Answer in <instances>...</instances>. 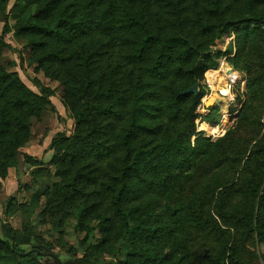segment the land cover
Masks as SVG:
<instances>
[{
  "label": "rangeland",
  "instance_id": "1",
  "mask_svg": "<svg viewBox=\"0 0 264 264\" xmlns=\"http://www.w3.org/2000/svg\"><path fill=\"white\" fill-rule=\"evenodd\" d=\"M38 1L10 0L5 13L0 15V40L5 45L0 65L17 77L25 90L41 98L45 95L48 100L41 113L30 114L27 119L30 130L21 133L19 144L14 148L18 153L17 165L0 177V248L4 254L13 252L15 256L13 261H0V264L115 263L125 258L131 248L127 244L130 238L127 232L121 237L109 238L108 242L102 235V227L108 219L104 205L106 186L114 178L108 170L111 161L107 156L102 163L103 156H96V161L101 162L99 176L91 174L92 164L88 163L79 165L70 177L60 174L64 166L60 165L59 154L68 152L69 145L65 141L54 147L53 140L58 135L72 138L79 128V120L66 103L70 81L67 65L72 63H63L57 56L43 62L41 59L56 52L62 59L66 58L74 53L81 37L90 39L92 36L89 51L100 52L93 59L92 68L94 73L97 68V75L104 77L106 85L112 78V66L115 67L124 52L126 33L95 28L92 21L96 20L97 9L101 7L98 0H60L52 18L46 21V35L27 36L22 31L25 27L22 10L30 7L37 14ZM118 4L120 7L116 8L121 13L135 10L140 17H150L156 24L159 12L163 17L160 27L164 34L173 33L169 26L175 24L176 15L189 17L190 22L185 21L183 32L206 51L204 65L223 72L228 67L238 77L228 96L217 95L207 104L203 97L200 100L191 143L194 148L204 146L207 155L202 158L200 152L194 153L187 169L176 170L179 180L173 189L174 209L169 212L172 215L173 210H178L173 225L179 227L180 236L172 243V247L178 245V250L173 252L168 246L164 253L174 255V261L182 259L186 252L198 258L202 246H209L210 259L201 261L202 264H264V27L251 20L264 16V0H178L176 7L168 8L160 0H121ZM77 16L91 21L84 30L87 35L76 26L71 28L69 23L61 26L63 18L70 17L74 23ZM200 18L202 21L198 22ZM228 20L237 25L227 26L212 49L213 35H206L205 25H222ZM55 27L59 28L60 36L47 37L55 32ZM249 29L255 35L248 34ZM38 35L48 42L45 47L37 48L31 42V37L36 41ZM117 77L123 81L121 89L126 91L132 78H125L123 70ZM188 86L185 76L176 90L182 91ZM111 87L109 84L108 92L113 94ZM198 88L199 93L205 94L203 80ZM166 93L169 98L161 101L163 116L159 113L143 116L142 122L148 130L143 135L147 141L176 132L179 109L172 105L167 86ZM192 101L193 96L182 106H189ZM2 115L0 110V123ZM101 135L103 141L107 140L108 136ZM79 173L85 176H78ZM69 183L73 184V190L65 188L53 194L56 188ZM77 186L81 189L75 193ZM221 193L225 201L223 210L219 202ZM140 201L141 195L137 194L123 206L130 225H134L131 217ZM188 205V208L192 206L188 209L190 219L183 215ZM240 209L245 212L243 224L238 222ZM38 246L51 251L35 249Z\"/></svg>",
  "mask_w": 264,
  "mask_h": 264
},
{
  "label": "trees",
  "instance_id": "2",
  "mask_svg": "<svg viewBox=\"0 0 264 264\" xmlns=\"http://www.w3.org/2000/svg\"><path fill=\"white\" fill-rule=\"evenodd\" d=\"M98 1V5L101 6L97 9L98 18L92 21L95 28L126 33L124 34V52L115 67L111 68L112 78L109 84L112 85L113 94L108 92L109 84L105 85L104 77L97 75L96 67L95 73L93 71V59L100 52L89 51L92 36L90 39H82L79 36L80 40L74 53H70L66 58L62 59L56 52V54L49 53L41 59L43 62L57 56L63 63H72L67 65L70 81L67 83L66 93L69 97L66 103L79 120V128L72 138L58 135L53 140L54 147L65 141L69 145L68 152L59 154L60 165L64 166L60 168V174L65 178L70 177L77 172L79 165L88 163L92 164L91 174L99 176L101 166L98 164L101 162L96 161V156H103L102 163L105 162V157H109L111 167L108 170L114 178L106 186L104 205L108 212V219L102 227V235L104 241L108 242L109 238L121 237L127 232L130 236L127 244L131 248L125 258L110 264H190L189 261L202 264L201 261L210 259L209 246H202V253L198 258L194 253L186 252L182 259L175 261L174 255L164 253V248L168 246L171 248L172 243H175L180 236L179 227L173 225V218L178 214V210H173L172 215L169 212L172 207L174 209L173 189L175 182L179 180V173H176V170L187 169L194 153L200 152L202 158L207 155L204 146L194 148L191 143L192 131L198 117L196 111L205 94L202 91L198 95H183L195 85L199 87L205 72L210 69L204 65L206 51H202L193 39L183 32L185 21H190L189 17L185 19L181 13L175 16V24L169 26L174 30L173 33L164 34V29L160 27L163 17L159 12L156 13L158 18V24H156L150 17L147 19L141 16V18L139 12L135 10L134 13L126 11L121 13L116 8L117 5L120 7L118 2L121 0ZM134 1L139 0H132ZM160 1L164 7L168 8L176 7L178 0ZM9 2L10 0H0V15L5 13ZM59 2L60 0H39L37 14H34L30 7L24 8L22 22L27 29L22 28L23 34L45 36L48 28L46 21L49 22L52 18ZM140 10L143 15L142 6ZM89 14L92 15V12ZM63 19L61 26L69 23L71 28L76 26L75 28L82 29V33L87 35L84 30L91 21H85L78 16L74 23L71 22L70 17ZM200 20L202 21L201 18L197 21L200 22ZM251 20L264 27V16L252 17ZM142 21L145 23L141 25ZM231 24L237 25L229 20L222 25H205L206 35L209 33L213 35L210 42L212 49L225 28ZM59 31V28L55 27V32L48 34L47 37L54 39L60 36ZM249 33L255 35L250 29ZM34 37H31V42L37 48L48 44L44 37L40 38L38 35L39 39L36 41ZM4 47V43L0 40V58ZM122 70L125 78L130 76L133 80L126 91L121 89L123 81L116 79L117 74H120ZM185 76L189 86L182 91L176 90L178 83ZM166 86L172 97V105L179 109L176 132L165 137H157L154 141H147L146 136L143 135L148 132L142 122L143 116L145 114L153 116L157 113L163 116L164 105L161 101L169 98ZM191 96H193L192 103L183 107L182 105ZM47 102V96L44 95L41 98L25 90L18 78L7 73L0 65V110L3 111V120L0 123V177L5 176L10 168L17 165L18 153L14 151V148L19 144L21 133H28L30 130L29 124L26 123L27 119L30 114L41 113L46 108ZM101 133L108 136L107 140H102ZM105 152L106 156L103 155ZM29 159L34 161L31 157ZM68 160L69 164H66ZM78 176L85 175L79 173ZM72 186L73 184L69 183L65 187L56 188L53 194H58L65 188L73 190L74 186ZM80 189L81 186H77L75 193H78ZM137 194L141 195V201L134 212L135 215L131 217L134 225H130L123 206L127 199ZM223 199V193H221L219 197L221 210L225 208ZM189 206L183 213L186 219H190L188 209H192V206L188 208ZM237 214L238 222L243 224L244 210L240 209ZM138 245L140 249L135 248ZM35 249L51 251L50 248L41 246ZM177 250L178 245L172 247L173 252ZM32 257L34 258V255ZM14 259L13 252L4 254L0 248V261ZM22 264L33 263L28 261ZM237 264L242 263L237 262Z\"/></svg>",
  "mask_w": 264,
  "mask_h": 264
},
{
  "label": "built area",
  "instance_id": "3",
  "mask_svg": "<svg viewBox=\"0 0 264 264\" xmlns=\"http://www.w3.org/2000/svg\"><path fill=\"white\" fill-rule=\"evenodd\" d=\"M223 75V76H222ZM238 77L227 76L225 71L221 69H208L203 78V85L205 89V95L203 96V102L207 104L212 98L214 99L217 95L226 97L230 93V89L237 84Z\"/></svg>",
  "mask_w": 264,
  "mask_h": 264
},
{
  "label": "water",
  "instance_id": "4",
  "mask_svg": "<svg viewBox=\"0 0 264 264\" xmlns=\"http://www.w3.org/2000/svg\"><path fill=\"white\" fill-rule=\"evenodd\" d=\"M198 93H199V88L197 85H195L193 88L183 93V95H188V94L198 95Z\"/></svg>",
  "mask_w": 264,
  "mask_h": 264
},
{
  "label": "bare ground",
  "instance_id": "5",
  "mask_svg": "<svg viewBox=\"0 0 264 264\" xmlns=\"http://www.w3.org/2000/svg\"><path fill=\"white\" fill-rule=\"evenodd\" d=\"M224 68V67H223ZM224 71H225V73L227 74V76H229V77H233V75H236L237 76V73L236 72H233V70L232 69H230V68H228V67H225L224 68ZM226 109V108H225ZM225 114H226V112H225ZM225 116V115H224Z\"/></svg>",
  "mask_w": 264,
  "mask_h": 264
}]
</instances>
